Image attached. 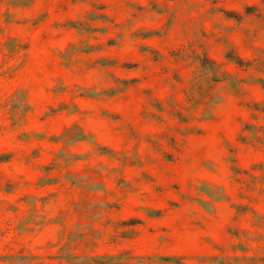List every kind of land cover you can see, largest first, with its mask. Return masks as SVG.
Wrapping results in <instances>:
<instances>
[{"label":"rangeland","instance_id":"obj_1","mask_svg":"<svg viewBox=\"0 0 264 264\" xmlns=\"http://www.w3.org/2000/svg\"><path fill=\"white\" fill-rule=\"evenodd\" d=\"M0 264H264V0H0Z\"/></svg>","mask_w":264,"mask_h":264}]
</instances>
